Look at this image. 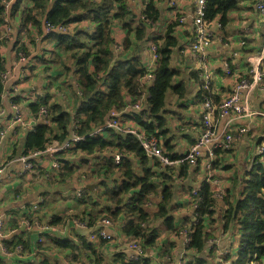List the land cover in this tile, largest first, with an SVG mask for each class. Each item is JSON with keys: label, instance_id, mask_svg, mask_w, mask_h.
I'll return each mask as SVG.
<instances>
[{"label": "clouds", "instance_id": "clouds-1", "mask_svg": "<svg viewBox=\"0 0 264 264\" xmlns=\"http://www.w3.org/2000/svg\"><path fill=\"white\" fill-rule=\"evenodd\" d=\"M0 264H264V0H0Z\"/></svg>", "mask_w": 264, "mask_h": 264}]
</instances>
